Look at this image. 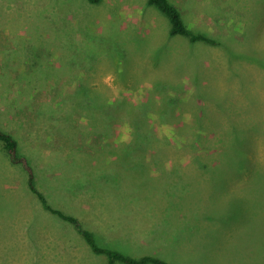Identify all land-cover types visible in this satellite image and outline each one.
Wrapping results in <instances>:
<instances>
[{"label":"rangeland","instance_id":"obj_1","mask_svg":"<svg viewBox=\"0 0 264 264\" xmlns=\"http://www.w3.org/2000/svg\"><path fill=\"white\" fill-rule=\"evenodd\" d=\"M168 1L221 44L170 37L146 0H0V128L98 246L264 264V0ZM144 103L142 144L126 105ZM26 179L0 148V264H107Z\"/></svg>","mask_w":264,"mask_h":264},{"label":"trees","instance_id":"obj_2","mask_svg":"<svg viewBox=\"0 0 264 264\" xmlns=\"http://www.w3.org/2000/svg\"><path fill=\"white\" fill-rule=\"evenodd\" d=\"M90 4H96L100 0H86ZM149 6L154 7L157 11H159L167 20L168 23V35L170 37H180L185 40L189 44H204L208 46H218L220 41L212 36H209L205 33H201L198 31H194L189 29L182 17L178 9L170 3L168 0H146ZM122 102H114L113 107L117 105H121ZM145 106L142 105H133L127 104L126 110L131 113L130 117L132 120L133 128H134V139L136 142L149 143L152 140H158L156 134L152 127L148 126V117L147 113L149 111L148 108H156L157 105L151 103V105H147L144 103ZM100 106V105H99ZM159 108L161 105L159 104ZM172 110L170 108L164 109V113L166 115H172ZM163 112L160 113L159 118L164 117L165 114ZM146 124V125H145ZM177 126V125H176ZM136 144V143H135ZM126 145L128 144H121L120 148H122V153L124 156L126 155ZM133 145V144H132ZM0 148L2 153L8 159L9 162L12 164H19L23 170L27 174L26 184L29 191L38 199L42 208L49 212L50 214L55 215L59 219L70 223L74 228H76L78 234L86 244V246L90 249V251L94 254L103 255L106 258L107 264H171L167 260L152 256V255H144L141 257H130L125 256L117 251L103 248L98 246L91 234L84 230L81 225L79 224L78 220L70 215L64 214L59 210L52 209L46 202L45 197L41 194V192L36 188L34 183V175L33 171L24 156L19 154V147L17 140L8 132L2 130L0 128ZM128 150V149H127ZM237 152V151H236ZM117 156V155H116ZM235 159L232 161L231 168H235V165L238 162L240 157L237 156L235 153ZM235 170V169H234ZM263 194H261L262 196Z\"/></svg>","mask_w":264,"mask_h":264}]
</instances>
